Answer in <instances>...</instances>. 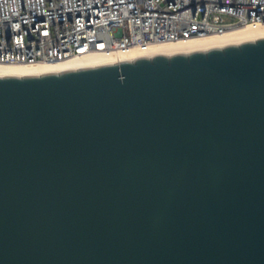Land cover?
I'll return each mask as SVG.
<instances>
[{"label": "water", "instance_id": "95a60500", "mask_svg": "<svg viewBox=\"0 0 264 264\" xmlns=\"http://www.w3.org/2000/svg\"><path fill=\"white\" fill-rule=\"evenodd\" d=\"M0 264H264V37L0 75Z\"/></svg>", "mask_w": 264, "mask_h": 264}, {"label": "built area", "instance_id": "2783aa9c", "mask_svg": "<svg viewBox=\"0 0 264 264\" xmlns=\"http://www.w3.org/2000/svg\"><path fill=\"white\" fill-rule=\"evenodd\" d=\"M242 27H264V0H0V63L120 62Z\"/></svg>", "mask_w": 264, "mask_h": 264}, {"label": "bare ground", "instance_id": "6f19581e", "mask_svg": "<svg viewBox=\"0 0 264 264\" xmlns=\"http://www.w3.org/2000/svg\"><path fill=\"white\" fill-rule=\"evenodd\" d=\"M264 37V27L253 30L249 27L237 28L219 36H209L200 39L184 41H172L159 43L153 46V53L175 54L180 52H191L194 50H205L212 47L226 46ZM148 56V55H147ZM126 58H132L128 56ZM108 62L100 56L88 55L81 58H69L54 63H0V75H35L48 72H59L88 66L100 65Z\"/></svg>", "mask_w": 264, "mask_h": 264}]
</instances>
